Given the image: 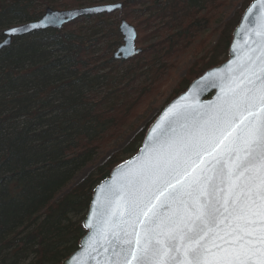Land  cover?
I'll use <instances>...</instances> for the list:
<instances>
[{
  "label": "trees",
  "instance_id": "16d2710c",
  "mask_svg": "<svg viewBox=\"0 0 264 264\" xmlns=\"http://www.w3.org/2000/svg\"><path fill=\"white\" fill-rule=\"evenodd\" d=\"M231 1L0 0V43L4 30L38 21L46 9L122 4L118 13L14 38L0 50V264H61L78 250L94 189L137 153L144 130L72 186L76 176L155 95L166 64L204 52L169 102L227 60L253 0L223 22ZM122 21L140 35L141 53L128 61L114 58L123 45Z\"/></svg>",
  "mask_w": 264,
  "mask_h": 264
},
{
  "label": "snow or ice",
  "instance_id": "6c2138e0",
  "mask_svg": "<svg viewBox=\"0 0 264 264\" xmlns=\"http://www.w3.org/2000/svg\"><path fill=\"white\" fill-rule=\"evenodd\" d=\"M248 18L244 58L205 78L216 100L169 108L102 189L75 264H264V0Z\"/></svg>",
  "mask_w": 264,
  "mask_h": 264
},
{
  "label": "water",
  "instance_id": "95a60500",
  "mask_svg": "<svg viewBox=\"0 0 264 264\" xmlns=\"http://www.w3.org/2000/svg\"><path fill=\"white\" fill-rule=\"evenodd\" d=\"M256 2L257 0H253L243 12L241 19L232 34V40L229 45L227 60L223 64L204 72L199 78L195 79L190 84V86L185 92L181 93L176 98L171 100L167 105H165L158 117L154 120V122L150 125L149 129L147 130L137 153L131 158L127 159L122 164L115 167L111 171L109 177L103 180L94 189L89 209L82 222V227L86 233L79 242L78 250L73 253L70 257L65 259L61 264H75L76 259L82 257L85 248L88 246L89 238L92 235V230L87 227V223L90 219H92V210L97 205L98 197L101 199L103 197L102 189L106 188L107 185L113 182L114 178L117 177V174L120 172L123 166H126L129 162L134 161L138 156L141 155L142 150L149 143V138L152 136L153 128L157 125V123L161 122L162 118H164L165 120L167 119V117H164V113L168 111L169 108H173L174 105L177 106V109L174 110H178V108L183 107L185 104H208L216 100L217 96L220 94V89L218 87L207 86L206 83H204L205 78L208 77L210 73L222 72L233 61L239 63L244 58L245 50L251 45V18H248L247 20L245 18L248 16V11L251 6ZM121 9L122 4L120 3L100 5L95 7H86L67 11H54L52 9H46L45 13L38 21L13 26L4 30V41L0 43V50L9 47L14 38L25 37L33 33L47 30L60 31L66 25L82 17L103 14L110 15L117 11H120ZM11 29H19V31L14 34H9ZM119 32L123 38V45L117 50L114 55V58L128 61L138 56L141 53V50L136 47V29L126 21H122L119 26ZM233 67H235V64H233ZM102 257L103 254L100 257L101 260ZM83 258L87 259V264H97V261L95 259H91L88 257Z\"/></svg>",
  "mask_w": 264,
  "mask_h": 264
},
{
  "label": "rangeland",
  "instance_id": "374dc122",
  "mask_svg": "<svg viewBox=\"0 0 264 264\" xmlns=\"http://www.w3.org/2000/svg\"><path fill=\"white\" fill-rule=\"evenodd\" d=\"M244 2L245 0H232L230 2V5L226 7L225 11L223 12L221 16L222 21L223 22L228 21L236 13V11L244 5L243 4ZM110 4H116V3H110ZM120 11H117L115 13H118ZM127 22L130 23L129 21ZM215 25H213V27ZM143 34L144 33H141V36ZM139 36L140 35H138L137 33V38ZM215 42H216V38L210 42L209 46L211 44H214ZM146 45L147 44L145 43V44H142L141 46L146 47ZM139 47H140V44L137 45V48ZM218 56H219L218 61H222L225 59L226 56L228 57V53L225 56L224 51H220ZM202 57H204V52L199 54L197 57H194L193 53L188 52L176 58L175 60L171 61L170 63L166 64L167 67L164 71V75L162 76L159 82L160 87L158 86L156 88V90L157 89L158 90L154 93L155 95L150 98L149 102L144 107L140 108L139 110L140 112L137 115H135V117L132 119V122L125 127L122 134L112 143L108 144L105 148L101 149V151L95 157L93 164L86 167L76 176L72 186L77 185L79 182L85 179L88 176V174L93 169H95L97 166H101L110 157L124 150L142 130H144L146 134L150 125L158 117V115L160 114L164 106L167 105L171 101L170 100L168 102V98L178 88L180 81L185 78L187 71L192 67V65L198 59Z\"/></svg>",
  "mask_w": 264,
  "mask_h": 264
}]
</instances>
